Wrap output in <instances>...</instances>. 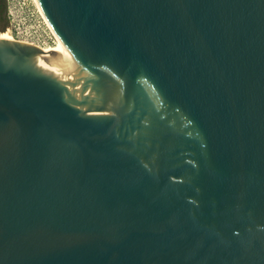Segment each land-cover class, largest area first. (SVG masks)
I'll return each mask as SVG.
<instances>
[{"label": "water", "instance_id": "1", "mask_svg": "<svg viewBox=\"0 0 264 264\" xmlns=\"http://www.w3.org/2000/svg\"><path fill=\"white\" fill-rule=\"evenodd\" d=\"M69 53L0 36V264H264V0H36Z\"/></svg>", "mask_w": 264, "mask_h": 264}, {"label": "built area", "instance_id": "2", "mask_svg": "<svg viewBox=\"0 0 264 264\" xmlns=\"http://www.w3.org/2000/svg\"><path fill=\"white\" fill-rule=\"evenodd\" d=\"M8 28L5 34L16 39L34 44L44 51L54 50L59 41L36 0H6Z\"/></svg>", "mask_w": 264, "mask_h": 264}, {"label": "trees", "instance_id": "3", "mask_svg": "<svg viewBox=\"0 0 264 264\" xmlns=\"http://www.w3.org/2000/svg\"><path fill=\"white\" fill-rule=\"evenodd\" d=\"M2 5L4 9V15L0 16L1 31H6L8 28V18H7V3L6 0H2Z\"/></svg>", "mask_w": 264, "mask_h": 264}, {"label": "bare ground", "instance_id": "4", "mask_svg": "<svg viewBox=\"0 0 264 264\" xmlns=\"http://www.w3.org/2000/svg\"><path fill=\"white\" fill-rule=\"evenodd\" d=\"M7 39H10L9 35L6 34ZM54 51H56L58 54H61L64 57H69V53L67 52V50L64 48V46L59 42L58 45L54 48Z\"/></svg>", "mask_w": 264, "mask_h": 264}, {"label": "flooded vegetation", "instance_id": "5", "mask_svg": "<svg viewBox=\"0 0 264 264\" xmlns=\"http://www.w3.org/2000/svg\"><path fill=\"white\" fill-rule=\"evenodd\" d=\"M4 9H3V5H2V0H0V16L4 15ZM0 27H1V23H0Z\"/></svg>", "mask_w": 264, "mask_h": 264}, {"label": "rangeland", "instance_id": "6", "mask_svg": "<svg viewBox=\"0 0 264 264\" xmlns=\"http://www.w3.org/2000/svg\"><path fill=\"white\" fill-rule=\"evenodd\" d=\"M0 36L2 38H6L7 39L6 34H5V31H1V27H0Z\"/></svg>", "mask_w": 264, "mask_h": 264}]
</instances>
